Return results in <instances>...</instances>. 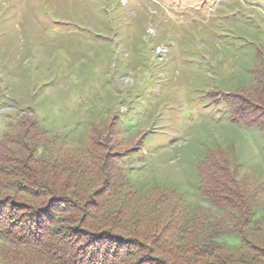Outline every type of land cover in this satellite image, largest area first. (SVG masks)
Listing matches in <instances>:
<instances>
[{"label": "rangeland", "instance_id": "rangeland-1", "mask_svg": "<svg viewBox=\"0 0 264 264\" xmlns=\"http://www.w3.org/2000/svg\"><path fill=\"white\" fill-rule=\"evenodd\" d=\"M262 66L264 0H0V138L33 115L82 150L105 124L140 193L165 187L216 214L197 191L206 152L264 184L262 136L224 99Z\"/></svg>", "mask_w": 264, "mask_h": 264}, {"label": "trees", "instance_id": "trees-1", "mask_svg": "<svg viewBox=\"0 0 264 264\" xmlns=\"http://www.w3.org/2000/svg\"><path fill=\"white\" fill-rule=\"evenodd\" d=\"M253 77L224 99L232 124L258 129L264 157V66ZM104 125L91 123L78 150L33 115L10 123L0 138V264H264V184L240 177L223 148L196 165L198 196L217 213L192 214L172 189L133 187Z\"/></svg>", "mask_w": 264, "mask_h": 264}]
</instances>
